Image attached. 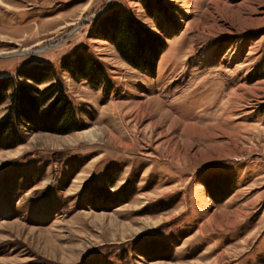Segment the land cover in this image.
Returning a JSON list of instances; mask_svg holds the SVG:
<instances>
[{
	"label": "rangeland",
	"instance_id": "rangeland-1",
	"mask_svg": "<svg viewBox=\"0 0 264 264\" xmlns=\"http://www.w3.org/2000/svg\"><path fill=\"white\" fill-rule=\"evenodd\" d=\"M146 2L0 0V78L78 119L0 132V264H264V0ZM122 7L166 43L151 74L108 40Z\"/></svg>",
	"mask_w": 264,
	"mask_h": 264
},
{
	"label": "trees",
	"instance_id": "trees-1",
	"mask_svg": "<svg viewBox=\"0 0 264 264\" xmlns=\"http://www.w3.org/2000/svg\"><path fill=\"white\" fill-rule=\"evenodd\" d=\"M140 2L148 8L146 0H140ZM102 21L104 22L103 27L111 26V36L108 40L121 57L142 72L151 74L159 54L166 48L164 39L156 32L143 27L133 12L127 8L113 10L105 15ZM101 30L103 31V28ZM102 31L97 32L96 36L105 38ZM68 68L70 71L84 69L87 72L84 78L92 84L98 83L105 77L101 66L87 58L73 59ZM20 74L38 83L48 82V85L40 90L31 85L15 83L16 78H0V105L7 99L12 101L11 110L0 122L2 134L13 131L14 127L20 125L23 120L31 123L35 128L59 134H66L78 129L75 109L63 88L58 83L52 82L53 77L46 76L37 79L27 73L21 72ZM9 89H11L10 94L7 93ZM50 100L51 104L44 108ZM120 194L119 192L117 195ZM130 194H123V200L127 201Z\"/></svg>",
	"mask_w": 264,
	"mask_h": 264
},
{
	"label": "crops",
	"instance_id": "crops-1",
	"mask_svg": "<svg viewBox=\"0 0 264 264\" xmlns=\"http://www.w3.org/2000/svg\"><path fill=\"white\" fill-rule=\"evenodd\" d=\"M34 171V170H33ZM32 172V171H31ZM58 173V172H57ZM33 174H34V172H32L31 174H29L28 175V172H25V171H23L22 172V176H23V180H25V181H27L28 180V178L29 179H33L32 177H34L33 176ZM22 178V177H21ZM38 178V177H37ZM13 180L16 182L17 181V178L15 179V178H13ZM35 180H37V179H35ZM39 180V179H38ZM228 195V194H227ZM230 195V194H229ZM229 195L228 196H225L224 198H223V200H221L220 202H222V201H224L225 199H227L228 197H229ZM183 211V210H182ZM157 222V221H156ZM161 222H163V220H161V221H158L157 223H156V225L157 224H159V223H161ZM164 235V234H163ZM195 239H197V237H195L193 240H191V242L192 241H194ZM214 244H216V241H214ZM210 250V249H209Z\"/></svg>",
	"mask_w": 264,
	"mask_h": 264
},
{
	"label": "bare ground",
	"instance_id": "bare-ground-1",
	"mask_svg": "<svg viewBox=\"0 0 264 264\" xmlns=\"http://www.w3.org/2000/svg\"><path fill=\"white\" fill-rule=\"evenodd\" d=\"M1 54V53H0ZM2 55V54H1Z\"/></svg>",
	"mask_w": 264,
	"mask_h": 264
}]
</instances>
